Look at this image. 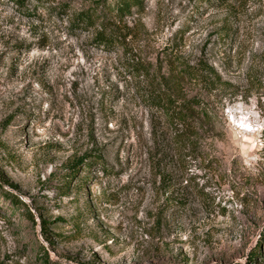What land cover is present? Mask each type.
<instances>
[{
  "label": "rangeland",
  "instance_id": "rangeland-1",
  "mask_svg": "<svg viewBox=\"0 0 264 264\" xmlns=\"http://www.w3.org/2000/svg\"><path fill=\"white\" fill-rule=\"evenodd\" d=\"M116 1L0 0V184L34 217L0 194V264H39L40 244L55 264H264V0H142L118 22ZM95 4L113 46L74 23ZM183 63L220 80L172 84L213 120L177 144L145 97ZM91 151L106 172L61 193Z\"/></svg>",
  "mask_w": 264,
  "mask_h": 264
},
{
  "label": "trees",
  "instance_id": "trees-1",
  "mask_svg": "<svg viewBox=\"0 0 264 264\" xmlns=\"http://www.w3.org/2000/svg\"><path fill=\"white\" fill-rule=\"evenodd\" d=\"M19 2V0H14ZM208 2L213 5H223L225 2L229 0H204V2ZM89 7L87 9L81 10V12L77 13L74 16V23L77 28H88L94 29L95 25L101 21V29L95 30V34L93 36L94 41H96L99 45L104 46H113L116 42H118V37L114 35V31H105L106 27L104 21L102 20L105 13L99 14L96 11V6ZM142 7V0H117L113 5H105L106 11L112 17V19L117 22L122 20L123 15L129 14L132 8L140 9ZM166 59L170 66L174 65V57H171V52H165ZM188 77L194 81L200 82L207 86V84H213L216 79L219 81L220 79L215 73L212 72L210 68L204 69L198 68L197 66L189 65L188 63H183L180 65L179 69L175 71L174 76H170L167 78L168 84H166L165 89L157 90L153 89L149 92V94L145 97L147 104L161 111L169 124L172 126V136L173 140L177 144L181 143H189L192 142L193 136L195 134L194 129L196 128V122L204 125L211 123L212 116L209 113L208 105L201 99L196 97H190L187 99L182 98L177 99L173 96L172 84L177 83L179 80L178 77ZM203 128V126L201 127ZM207 130V129H202ZM92 167H97L102 171L106 172L107 167L102 158V156L95 151L86 152L83 156L79 157L77 160H74L69 166L66 168L65 173L62 175L60 186V192L65 194L69 190L74 189L79 192L82 190V186L88 181L89 177L86 174L83 177H80V170L86 169L91 170ZM77 180L76 183H71V181ZM163 180V177H162ZM0 182L6 184L8 186H12L9 184L5 177L0 173ZM0 194L2 197L7 198L13 207L22 208V214L26 216L29 220L34 222L33 213L30 208L26 205L25 202L20 200L16 195L2 187L0 184ZM36 211L38 209H35ZM38 217L40 219V227H41V235L43 240L50 241V238L47 235V227L42 219L41 215L38 213ZM261 240L264 242V235L261 236ZM39 248L43 252V255L38 256L39 264H55L46 258L45 248L40 244ZM259 254V248L256 247L249 254V259L254 260L255 255ZM260 255V254H259Z\"/></svg>",
  "mask_w": 264,
  "mask_h": 264
}]
</instances>
